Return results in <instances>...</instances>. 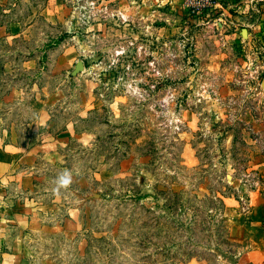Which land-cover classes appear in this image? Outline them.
Instances as JSON below:
<instances>
[{"label":"rangeland","instance_id":"1","mask_svg":"<svg viewBox=\"0 0 264 264\" xmlns=\"http://www.w3.org/2000/svg\"><path fill=\"white\" fill-rule=\"evenodd\" d=\"M248 3L236 23L181 0H0L11 264H264V0Z\"/></svg>","mask_w":264,"mask_h":264},{"label":"crops","instance_id":"2","mask_svg":"<svg viewBox=\"0 0 264 264\" xmlns=\"http://www.w3.org/2000/svg\"><path fill=\"white\" fill-rule=\"evenodd\" d=\"M217 1V9L220 8L221 15L224 12H227L228 8H234V12H236L239 17H234V22L240 20V16L245 14L250 9H253L248 2H252L253 0H245L241 4H232L227 5V1L229 0H216ZM13 147L9 145H2L0 143V264H11L10 256L6 254L7 250L12 247L13 243L11 241L12 230L10 228V220L7 214L6 208H4L3 204H5V196L4 194V183H7L8 180L15 175L16 167L15 162L13 160Z\"/></svg>","mask_w":264,"mask_h":264},{"label":"built area","instance_id":"3","mask_svg":"<svg viewBox=\"0 0 264 264\" xmlns=\"http://www.w3.org/2000/svg\"><path fill=\"white\" fill-rule=\"evenodd\" d=\"M186 11L195 17L211 18L217 9L216 0H181Z\"/></svg>","mask_w":264,"mask_h":264},{"label":"water","instance_id":"4","mask_svg":"<svg viewBox=\"0 0 264 264\" xmlns=\"http://www.w3.org/2000/svg\"><path fill=\"white\" fill-rule=\"evenodd\" d=\"M245 32V30H244ZM83 70V66L81 63H78L75 67V70L73 71V74H77ZM261 87L264 90V79L262 80Z\"/></svg>","mask_w":264,"mask_h":264}]
</instances>
